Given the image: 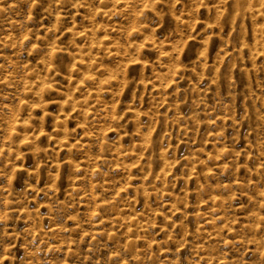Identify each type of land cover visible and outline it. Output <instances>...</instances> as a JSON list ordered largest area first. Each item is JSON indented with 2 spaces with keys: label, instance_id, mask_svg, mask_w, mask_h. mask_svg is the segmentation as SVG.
Instances as JSON below:
<instances>
[{
  "label": "rangeland",
  "instance_id": "rangeland-1",
  "mask_svg": "<svg viewBox=\"0 0 264 264\" xmlns=\"http://www.w3.org/2000/svg\"><path fill=\"white\" fill-rule=\"evenodd\" d=\"M0 264H264V0H0Z\"/></svg>",
  "mask_w": 264,
  "mask_h": 264
}]
</instances>
